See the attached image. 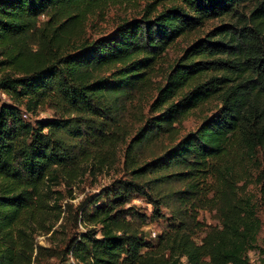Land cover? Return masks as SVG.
I'll use <instances>...</instances> for the list:
<instances>
[{"label": "trees", "instance_id": "16d2710c", "mask_svg": "<svg viewBox=\"0 0 264 264\" xmlns=\"http://www.w3.org/2000/svg\"><path fill=\"white\" fill-rule=\"evenodd\" d=\"M112 1L132 0H0V264H33L44 249L37 235L54 233L63 218L49 182L76 177L81 161L115 144L87 123L112 118L136 92L156 96L146 133L127 150L133 178L71 217L86 225L70 238L77 264H254L264 199V0H146L140 18L83 39L89 12ZM214 19L222 23L167 64L180 37ZM49 100L79 116L37 125L23 118ZM195 114L205 115L201 124L180 137ZM157 137L167 138L165 152L138 164L134 145ZM164 183L182 185L172 191L179 223L150 242L126 205L132 191L147 196ZM202 209L215 211L219 225L206 226L198 241Z\"/></svg>", "mask_w": 264, "mask_h": 264}, {"label": "rangeland", "instance_id": "374dc122", "mask_svg": "<svg viewBox=\"0 0 264 264\" xmlns=\"http://www.w3.org/2000/svg\"><path fill=\"white\" fill-rule=\"evenodd\" d=\"M174 4L173 0H163V6ZM146 0H132L129 2L112 1L101 8H96L89 12L85 31L80 34L84 39L93 40L101 36L112 33L116 26L124 20L140 18L145 8ZM47 17L42 16L39 19L40 23L46 22ZM222 23L220 19H214L196 32H191L186 36L180 37L174 45L168 50L165 61L167 64L175 62L183 53V51L196 39L206 37L205 35L215 26ZM165 62V63H166ZM167 67V65L165 66ZM109 71L104 70L101 76H108ZM156 96V92L139 93L136 92L127 100L121 99L119 106H114L112 118L94 117L87 124L99 125L113 136L116 140L113 146L101 153L99 159H87L80 162L76 169L78 175L73 178L63 177L58 183L49 182V186L54 190V196L62 198L61 205L64 210L63 218L55 226V232L47 234H38L36 241L44 249L38 250L37 257L33 264H77L75 258L71 255L69 249L70 238L72 235L80 234L85 230L86 225L79 221L76 225L71 222V217L77 211L82 213L83 210H91L94 203L99 198V201L105 202L112 198L113 192L119 188V184L123 181H131L133 178L131 171L126 167V156L128 155L129 146L136 143L140 133H146L147 124L150 117L153 115L151 111V103ZM2 99L5 102L8 100L5 94H2ZM213 110L205 112L206 116L211 115L217 108L213 106ZM68 109L61 108L49 100L40 106L35 112L24 114L23 118L37 125L39 120H47L54 117L59 118H74L79 116L75 112H68ZM207 111V109H205ZM204 115V114H203ZM203 115L195 114L186 120L180 128V137L185 136L189 132L194 131L201 124ZM204 115V116H205ZM85 115H81L84 119ZM105 119V120H104ZM85 121V120H84ZM65 137V138H64ZM138 137V138H137ZM65 143H71L69 136L63 134ZM93 141V139H91ZM133 140H136L135 142ZM169 143L167 138L157 137L151 141H145L142 144L134 145L132 149V157L137 160L138 164H146L154 161L165 152ZM103 159V162L100 160ZM146 179V178H145ZM137 180V179H136ZM143 183V180L137 182ZM181 184L164 183L158 184L154 190H148L147 196L140 194L138 190L132 191V197L127 208L133 207L139 213L138 229L145 234L146 240L156 242L159 235L169 229L172 223L179 221L176 213L178 205L175 201V195L172 196V191L180 190ZM249 189H253L252 186ZM255 190V189H253ZM161 192V195L160 193ZM162 202H167V205H162ZM56 200V199H55ZM54 201H52V204ZM261 209L259 216L262 220V230L259 234L256 250L249 252V257L254 264H264V199H261ZM68 204H70L68 206ZM82 206V207H81ZM158 207L159 211H155ZM53 214H57L54 212ZM197 218L205 226L200 230L196 239L201 240L205 236L207 227H215L219 225V218L215 211L205 209L199 210ZM179 223V222H178ZM177 223V224H178ZM207 226V227H206ZM36 253V254H37ZM74 259V262L72 261Z\"/></svg>", "mask_w": 264, "mask_h": 264}, {"label": "built area", "instance_id": "2783aa9c", "mask_svg": "<svg viewBox=\"0 0 264 264\" xmlns=\"http://www.w3.org/2000/svg\"><path fill=\"white\" fill-rule=\"evenodd\" d=\"M72 255V254H71ZM72 261L74 262V259H72ZM70 264H73V263H70Z\"/></svg>", "mask_w": 264, "mask_h": 264}]
</instances>
